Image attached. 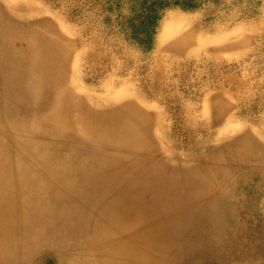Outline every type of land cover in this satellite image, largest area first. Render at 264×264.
Returning <instances> with one entry per match:
<instances>
[{"label":"bare ground","instance_id":"obj_1","mask_svg":"<svg viewBox=\"0 0 264 264\" xmlns=\"http://www.w3.org/2000/svg\"><path fill=\"white\" fill-rule=\"evenodd\" d=\"M18 8L0 0V264H264V142L183 157L143 104L81 95L57 27Z\"/></svg>","mask_w":264,"mask_h":264},{"label":"rangeland","instance_id":"obj_2","mask_svg":"<svg viewBox=\"0 0 264 264\" xmlns=\"http://www.w3.org/2000/svg\"><path fill=\"white\" fill-rule=\"evenodd\" d=\"M4 1L54 23L81 95L143 104L183 157L223 133L264 142V0ZM216 98L229 111L208 128Z\"/></svg>","mask_w":264,"mask_h":264}]
</instances>
